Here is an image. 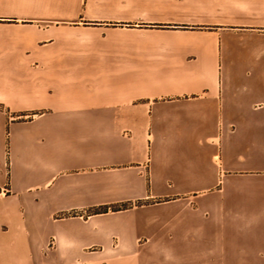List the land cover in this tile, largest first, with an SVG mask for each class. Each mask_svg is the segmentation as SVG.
Returning a JSON list of instances; mask_svg holds the SVG:
<instances>
[{"label": "crops", "instance_id": "1", "mask_svg": "<svg viewBox=\"0 0 264 264\" xmlns=\"http://www.w3.org/2000/svg\"><path fill=\"white\" fill-rule=\"evenodd\" d=\"M0 264H264V0H0Z\"/></svg>", "mask_w": 264, "mask_h": 264}, {"label": "trees", "instance_id": "2", "mask_svg": "<svg viewBox=\"0 0 264 264\" xmlns=\"http://www.w3.org/2000/svg\"><path fill=\"white\" fill-rule=\"evenodd\" d=\"M124 207H127V204H124V205H122V206H120L119 208H124ZM100 211H106V210H100Z\"/></svg>", "mask_w": 264, "mask_h": 264}]
</instances>
